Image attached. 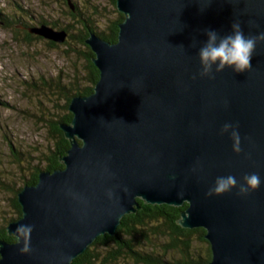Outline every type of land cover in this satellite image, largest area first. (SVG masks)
Returning <instances> with one entry per match:
<instances>
[{"label": "water", "instance_id": "water-1", "mask_svg": "<svg viewBox=\"0 0 264 264\" xmlns=\"http://www.w3.org/2000/svg\"><path fill=\"white\" fill-rule=\"evenodd\" d=\"M115 6L123 14L116 41L95 32L84 38L99 75L89 94L70 98V122L59 123L69 141L63 166L40 169L37 181L16 193L21 214L5 229L15 237L17 223L32 224L30 251L21 253L16 238L0 239V264H71L96 236L114 235L121 217L140 206L137 198L186 202L176 221L204 228L207 264H264V183L246 196L236 189L205 195L218 175L264 177V42L250 70L193 78L203 30L223 35L234 19L246 35L264 30V0ZM28 30L55 42L67 36L46 23ZM225 122L238 125L240 154L220 133Z\"/></svg>", "mask_w": 264, "mask_h": 264}, {"label": "rangeland", "instance_id": "rangeland-1", "mask_svg": "<svg viewBox=\"0 0 264 264\" xmlns=\"http://www.w3.org/2000/svg\"><path fill=\"white\" fill-rule=\"evenodd\" d=\"M65 1L68 0H0V10L6 15L4 19L12 21L8 26L0 21V99L5 103L0 104V179L11 182L13 190L21 184L18 162L22 161L27 169L32 164L41 165L43 161L39 160L43 154L54 147L52 126L69 111L68 105L64 108L63 83L67 85L70 79L76 81L77 78L86 81L87 75L84 45L76 38L66 37L68 41L65 39L57 45L49 44L42 36L29 38L19 19L33 24L39 20L48 25L54 22L55 28L62 29L68 23L76 32V19L81 15H90L102 29L115 14L110 0H70L76 9V16L72 17ZM25 10L32 13L34 19L25 18ZM13 148L15 155H11ZM12 185L0 184V226H5L16 212L11 201ZM191 245V255L204 259L206 243L193 239ZM118 259L108 264H142L122 256Z\"/></svg>", "mask_w": 264, "mask_h": 264}, {"label": "trees", "instance_id": "trees-1", "mask_svg": "<svg viewBox=\"0 0 264 264\" xmlns=\"http://www.w3.org/2000/svg\"><path fill=\"white\" fill-rule=\"evenodd\" d=\"M65 2L69 7L68 14L75 17L76 9L71 7L70 0ZM110 3L112 4V10L115 14L113 18L109 19L106 27L102 29L98 28V25L92 21L90 15H81L76 19L78 23V30L76 32L71 30L68 23L63 27L67 32V39L76 38L84 45L82 50L84 51L83 57L86 60L87 70L86 81L77 78L76 81L70 79L67 85L63 83L62 94H64L65 97L64 108L66 109L71 95L89 94L93 89L94 83L98 79V69L91 61L93 52L87 44L84 43V38L89 32H95L97 35L110 42L115 41L117 37V23L123 19V14L116 9L115 0H110ZM23 14L27 19H34L33 14L27 10H25ZM4 18H6V15L0 10V21L8 26L10 21ZM18 19L19 18H16L17 21ZM18 22L24 27V34L29 38H41L38 34L29 31V27L41 23L47 24V22L43 20H39L36 24L30 23L31 21L25 22L20 19ZM49 25L54 28L56 27L54 22L49 23ZM47 41L51 45L58 44V42L49 39H47ZM1 103L5 104L0 99V104ZM71 117V112L67 110L62 117L55 121V125L52 126L51 131H53L52 137L54 139V147L51 149L49 148L50 152L43 154V157L39 160V162L43 161V164H32V166L27 169L22 161L18 162L20 165V172L22 173L20 186L13 190L11 182L0 179V184H10V187L12 185L13 195L11 201L16 212L13 217H10L11 220L14 217L17 218L21 214V208L16 199V193L20 187L25 184H34L37 180L38 170L42 168L52 170L63 166L59 158L64 155L69 144L57 123L70 122ZM15 154L16 151L13 148L11 155ZM137 200L140 206L137 207L134 212L125 213L121 217L114 235L104 233L96 236L92 243L72 259L71 264H108L119 260V256L131 260L134 263L142 264H207L211 257V251L208 241L204 238V228L200 226L192 228L182 227L176 221L180 215L181 209L186 206L185 202L180 206H175L166 203H146L139 198ZM0 239L11 241L14 240L15 237L8 235L5 226L2 225L0 226ZM193 239L206 243L207 250L205 258L203 257L204 259L194 258L191 255L190 251L192 250L191 244Z\"/></svg>", "mask_w": 264, "mask_h": 264}, {"label": "clouds", "instance_id": "clouds-1", "mask_svg": "<svg viewBox=\"0 0 264 264\" xmlns=\"http://www.w3.org/2000/svg\"><path fill=\"white\" fill-rule=\"evenodd\" d=\"M248 22L255 23L252 20ZM230 29L223 35L216 29L206 28L203 30L206 40L198 48L200 67L193 78L198 75L211 79L215 73L221 72L225 68H230L234 73L246 72L252 68L251 60L256 46L259 42H264V30L246 35L239 19L232 21ZM220 133L228 134L232 141V151L240 154L242 149L238 125L234 122H225L220 128ZM262 183H264V177H261L258 172L244 173L240 182L233 174L218 175L205 195H222L236 189L237 195L246 196L257 190ZM105 194L109 199H112L113 192L110 188L106 189ZM32 230L33 225L30 223H17L13 230L21 253L30 251Z\"/></svg>", "mask_w": 264, "mask_h": 264}, {"label": "bare ground", "instance_id": "bare-ground-1", "mask_svg": "<svg viewBox=\"0 0 264 264\" xmlns=\"http://www.w3.org/2000/svg\"><path fill=\"white\" fill-rule=\"evenodd\" d=\"M186 203V202H185Z\"/></svg>", "mask_w": 264, "mask_h": 264}]
</instances>
